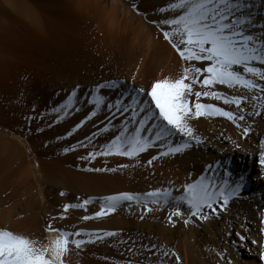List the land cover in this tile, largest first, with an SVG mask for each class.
<instances>
[{"label":"bare ground","instance_id":"bare-ground-1","mask_svg":"<svg viewBox=\"0 0 264 264\" xmlns=\"http://www.w3.org/2000/svg\"><path fill=\"white\" fill-rule=\"evenodd\" d=\"M12 2L16 13L8 19L11 26H15V31L18 27L23 29H21V34L26 44L30 43L29 45L36 48L39 54H44L49 58L53 57L50 54L53 52L54 55L62 57L63 63L66 62L64 68L59 74L57 73L58 82L54 86H57L58 92L66 90L59 94L60 103L58 104L57 101L56 107H53L54 101L50 100L51 96L45 95V100L48 98L46 105L51 107L52 104L51 109L59 108L61 111H54L52 117L47 115L50 118L46 117L45 122L40 126L42 130L48 127L49 129L47 131L45 129L41 135H38V143L46 156V162L43 165L47 175L46 182L51 186L68 188L73 193L77 191L88 197L104 198L127 192L138 195L142 201H145L139 205L134 201L127 202L124 203L123 209L122 207L117 209L122 214L125 211L124 208L128 211L130 209L129 213L132 215L123 219L125 215L121 217V214L116 213L119 216L109 218L104 224V229L107 230L106 232H115L117 235L108 237L104 235L105 232L103 244H92L91 246L85 243L80 248H76L71 243L72 240L77 239L76 236L70 237L68 250L62 255L63 264H154L157 257L165 261V264H169L175 260L171 253H175L180 258L175 264H181V262L182 264H214L213 258L217 264H229V262L230 264H264V260L260 259V254L264 252V244L255 240V226L252 222L249 221L250 227H247L244 221L241 222L242 218L237 215L239 219L233 222L235 223L232 225L233 229L242 235L247 234L250 240L256 241V244L253 245L249 241L240 244L236 237L225 250L235 249L245 258L242 262L236 258L232 259L230 255L225 259L221 253L214 251V248L211 249L212 246L209 247L210 245L204 244L199 239L197 233L199 227L195 229L191 221L190 225L184 223L186 215L172 216L174 208L171 204H152L150 198L146 196L148 192L169 188L175 196L185 194V186L188 181H191L189 171L200 172L210 165L213 167L217 160L225 159L228 154L235 155L234 169L237 173L240 175L254 173L256 184L253 190L256 192L264 181L262 178L264 165L260 163L261 145L264 143V99H259L264 97V92L259 89L250 92L239 86L235 89H228L224 85H215L208 89L221 92L224 97H245L238 108L235 104L225 105L223 98L216 100L212 97L201 96L197 101L194 93L205 89L201 87V83L193 84V95L189 97L190 108L193 111L196 102L210 103L225 111H233L237 115L243 114L246 119L242 122L238 121L241 127H237L223 116L193 117L189 121L190 126L194 129V135L203 141L202 143L196 144L192 141L189 149L174 156L161 157L154 160L152 164H148L147 161L152 156H159L161 151H166L165 148L153 147L141 153L139 157L133 158L118 155L103 156L99 164L103 165V169H108L103 171V177L90 176L89 182L87 180L85 183L86 186H80V183L76 185L75 182L78 181L74 182L71 177L69 178V173L72 172H69L68 161L70 160L67 156V158L62 156L63 154H57L60 147L56 145L69 128H76L77 123L85 121L90 112L96 110L91 103L94 96H105L106 103H112L121 97L127 100L130 96H136L135 89L143 88L146 94L157 81L164 79L175 81L181 78L184 68L189 64L201 67L202 64L206 66L207 62H185L171 43L164 39L161 27L156 22L165 16L173 18L176 15L159 11L161 7L167 6L169 0H13ZM245 2L252 5L250 9H245V14L251 19V24L247 28L248 33L256 37H264V0H245ZM163 30H170L169 26H163ZM72 55L75 60L73 63L71 62ZM255 66L264 67L258 63H255ZM203 78L201 75L200 81ZM110 82H115L116 87L98 89V85ZM185 82L191 83V79ZM258 83L264 84V81L258 80ZM73 91L76 92L75 97L72 96ZM249 96L253 98L248 99ZM70 99L73 103L64 109L63 106ZM140 99H150V97L144 95ZM76 108L80 111L77 112ZM65 111L68 115L61 119ZM114 111V109L110 110L101 105V110L97 111V115L84 124L85 133L88 130H101L107 126L109 131L103 132V145L119 135L128 114L122 117L117 113L116 117L112 118ZM153 122L155 121H150L149 125ZM244 126L251 129L247 136L242 131ZM131 127L129 126L130 131ZM152 131L154 132L155 129ZM148 134V132L144 133L146 136ZM171 139L175 146L188 138L175 136ZM198 145L211 148L217 154H211L209 157L201 155ZM8 148V143L0 135V229L23 234L35 241L37 247L48 245L51 239L60 233L54 228L47 230L46 235L43 236L39 229L42 215L37 216L36 214L28 219H23L21 216L18 210L21 204L16 205L15 199L22 195L25 179L31 177V172L27 169L24 174H21L23 171L19 172L16 157L11 151L10 154L8 153ZM251 154L254 156L248 160L246 155ZM121 165H128V167H121ZM98 180L101 186H95L98 183L94 182ZM79 187L82 189H77ZM53 205L56 208L59 207L61 211L65 210L64 202L59 196L53 197ZM186 206L187 204L182 202L180 210L182 211ZM98 207L99 205L94 209L90 205L85 208V212L69 210V213L74 219L85 216L93 217L99 211ZM148 208H152L153 211L149 212ZM205 211L207 212L206 209ZM206 212L205 214L208 215L209 213ZM47 213L43 212V219L48 218ZM170 216L172 220L169 219ZM195 220L193 223L197 224ZM203 222L205 225L204 220ZM93 223L95 222H91L90 225L94 226ZM70 229L71 227L68 230L65 228L63 231L70 232ZM80 249L83 251L80 252ZM164 251L169 252L170 255L162 256L161 253ZM81 253H84L85 257L80 256ZM90 258L95 261L93 259L94 262L91 261Z\"/></svg>","mask_w":264,"mask_h":264},{"label":"snow or ice","instance_id":"snow-or-ice-1","mask_svg":"<svg viewBox=\"0 0 264 264\" xmlns=\"http://www.w3.org/2000/svg\"><path fill=\"white\" fill-rule=\"evenodd\" d=\"M251 7V3H246L245 0H175V2L169 0L166 7H161L159 9L161 13L176 14L173 18L165 16L156 22L161 27L164 39L171 43V46L185 62H207L206 66L202 64L201 67H197L189 64L184 68L181 78L175 81L169 79L157 81L146 94L143 88L135 89L136 96H130L127 100L121 97L112 103H106L105 96H94L91 103L96 110L91 111L87 119L77 125V128L82 127L87 120L95 117L97 111L101 110V105L110 110H115L112 118H115L117 113L122 117L125 114L128 115L119 135L105 143L100 150L90 151L88 157L85 158L95 159L98 155H118L133 158L139 157L141 153L147 152L153 147L165 148L166 151H161L159 156H152L147 161L148 164H152L154 160L161 157L182 153L192 146V141H195L196 144L203 142L194 135V129L190 126L189 121L193 117L223 116L237 127H241L238 121L242 122L246 119L243 114L237 115L233 111H225L213 104L200 102L194 104L193 111L190 108L189 97L193 95V84L201 83V87L205 90L194 93L197 101L201 96L212 97L216 100L223 98L225 105L235 104L239 108L242 99L245 97H224L221 92L208 89L215 85H224L228 89H235L239 86L250 92L256 89L264 92V84L258 83V80L264 81V67L255 66V63L264 66V37H256L247 31L251 19L245 14V9ZM165 25L169 26L170 30H163ZM201 75L204 77L202 81H200ZM249 76L251 78H248ZM189 79H191V83H186L185 81ZM115 87V82L98 85V89ZM144 95L150 99L141 100L140 97ZM72 96H76L75 91H73ZM247 98L252 99L253 97ZM259 99H264V97ZM72 103L73 101L70 99L63 108L67 109ZM75 110L80 111L79 108ZM53 111L60 112L61 109L57 108ZM66 115H68L67 111L63 113L61 119ZM150 121L155 122L149 125ZM129 126H132L131 131ZM153 129H155L154 132ZM101 131L108 132L109 128L105 126ZM242 131L247 136L251 129L244 126ZM145 132L149 134L146 136L144 135ZM68 135L71 136L72 132H69ZM175 136L188 139L174 146L171 138ZM157 142L162 143L158 144ZM82 146L86 147L83 144ZM69 150L74 149H65V151ZM260 163L264 165V143L261 145ZM121 167H128V165H121ZM94 170L107 171L108 169ZM111 170L115 171L116 169ZM240 188L241 185L239 184L234 188L231 187L227 180L223 182V186H219L214 180L200 176L197 181L186 184L183 195L175 196L169 188L148 192L146 196L150 198L152 204H171L174 208L171 213L172 216H184V212L180 210L183 202L187 204V211L190 216L208 219L205 209L220 215L221 213L217 211L216 206L226 207L230 198L238 195ZM132 201L138 205L145 203L138 195L127 192L104 197L101 210L95 213V217L114 213L125 202ZM89 202L90 200H84L83 205H87ZM81 206L79 204L66 205L65 211L69 207ZM148 211L152 212L153 209L148 208ZM91 218L93 217H83L85 220ZM189 222V219H184L185 224ZM261 223L264 224V217L261 218ZM49 229L51 230V225H49ZM55 231L60 234L51 239L48 245L37 247L35 241L23 234L0 229V264H63L62 255L68 250L69 238L73 235L80 236L81 233H70L60 229ZM261 231H264V228ZM104 235L113 237L117 233L109 231ZM235 235L240 244H244L246 241L253 245L256 244V241L250 240L247 234L242 235L237 232ZM95 239L100 240L103 237L97 235ZM90 242L94 241L83 239L71 241L76 248ZM161 255L167 257L170 253L164 251ZM171 255L175 257V260L169 264H175L176 261H179L178 255L175 253H171ZM260 259L264 260V252L260 254ZM154 264H165V261L157 257Z\"/></svg>","mask_w":264,"mask_h":264},{"label":"rangeland","instance_id":"rangeland-1","mask_svg":"<svg viewBox=\"0 0 264 264\" xmlns=\"http://www.w3.org/2000/svg\"><path fill=\"white\" fill-rule=\"evenodd\" d=\"M12 1L13 0H0V135L9 145L8 153L10 154L11 151V153H13L16 157L15 159L19 172L23 171V173L21 172V174H24L26 169L27 171L29 170V172H31V177L26 178L25 176L27 180L25 179L26 183L23 188L22 195L20 196V198L15 199V204H21L19 206L20 209L18 210L19 212H21V216L23 217V219L31 218L36 214H38L37 216L42 215L40 216L41 222L39 225V229L41 230L43 236L46 235L47 230H50L48 225H51V229L55 228L54 230H63L65 228L68 230L71 227L72 230L70 229V232L81 233L80 236H76L77 239L94 241L86 243L85 245L91 244L92 246V244H103V239L97 240L95 239V237L97 235L103 237V234L107 231L106 229H104L105 222H107L109 218L111 219L112 217L119 216L120 214L122 215L121 217L125 215L123 218L125 219L126 216L130 217L132 213H129L130 209L128 211V209L124 208L125 213L123 212V214L118 210L115 213H110L103 217H95L94 215L93 218L90 219L91 221L89 219L85 220L83 218L74 219L72 218V216H70V211L85 212V208L90 205H92L94 209L99 205L98 208H100V211L101 205L103 204V197L98 198L96 196H83V194H81L80 192L74 191L73 193L71 190H68V188L54 185L51 186V184L46 182L47 175L43 166L46 162V156L44 155L43 149L40 148V145L38 143V135H41L46 129L45 128L42 130L40 125H42L41 123L45 122V118L47 117V115H51L50 117H52L54 114L53 108L51 109L52 104L51 107H48L46 105L48 103V98L45 100L46 96L48 94L51 96L50 100L54 101L53 107H56L55 104H57V101L58 104L60 103V101L58 100L59 94L66 91L64 89L63 91L58 92L56 88L57 86L54 87L55 85H57L56 82H58L56 80L57 75L64 68L66 62L63 63L62 57L60 58L59 56L54 55L53 52L50 53L51 55H53V57L48 58L44 54H39V51L36 48H33V46L29 45L30 43L27 42L28 45L26 44V41L21 34L22 28L17 26L19 29L16 28L15 31V26L12 27L8 19L16 13L14 12L15 7ZM3 17L5 20L3 19ZM18 32H20V34H18ZM71 60L72 63L75 61L73 55L71 56ZM67 62L70 63L69 60ZM50 117L47 118L49 119ZM79 124L77 123L76 125ZM84 124L79 128H77L76 126V128H69L67 130L68 132L66 131L64 136H62L61 140L59 141L60 145L58 143V145H56L58 146V148L60 147L57 154H63L62 156H67L69 158L68 160H70L68 161L70 167L69 172L74 171V173L70 172L72 174L70 175L69 173V178L71 177L74 182L77 180L78 182H75V184L78 185L80 183V186H86L85 183L87 180L89 182L90 176L103 177V171L94 170L103 169V165L99 164L100 159L103 158V156L98 155L96 156L97 158L95 157V159L85 158L88 157L90 151H98L103 147V132L101 130H88L85 133ZM48 129L49 127L46 129V131ZM69 132H72L71 136L68 135ZM87 132H89V134ZM89 138H91V140H89ZM82 144L86 145V147L82 146ZM197 147L199 149L198 151L201 152V155H204L206 157H209V155L211 154H217L215 151H212L211 148L204 147V145H198ZM65 149L74 150L65 151ZM253 156L254 154L246 155V158H248L249 160L253 158ZM234 159L235 155L228 154L225 159L217 160L215 166L213 167H208L207 169L201 170L200 172L195 170L189 171V175L191 174V177H189V179L191 181H188V183H193L197 181L200 176H204L207 179L214 180L215 183L219 186H223V182L225 180H227L230 186L233 188L237 184L241 185L238 195L231 197L229 200V204L226 207L221 208L219 207V205L216 206L217 211H219L222 215L220 214L219 216L215 213L213 215V212L211 210L206 209L207 212H205L209 214L207 215L208 219H203L205 221L204 225L203 220H201L200 218L192 216V218L190 217V213L187 211L188 206L182 209V212H184V216L186 215L185 217H187L185 219H189L195 229L199 227L197 228L198 237L201 241H203L204 244L208 246L210 245L209 247L212 246L211 249L214 248V251L221 253L223 258L225 259L230 255L232 259L236 258L237 260L242 262L245 258L242 256V253H240L239 251H235V249H233L232 251L225 249H228V246L231 245L232 240L236 238L235 233H237V231L233 229L232 225L235 224L233 222H236L239 218L243 219L240 220L241 222L244 221L243 223L247 227H250L249 221L253 223V225L255 226L254 237L256 238L254 239L259 242L261 241L260 243L264 244V232L261 231V229L264 228V224L261 223V218L264 217V181L261 184V187H259L258 190L254 192L253 186L256 184L254 173H243L242 175L237 173L234 169ZM192 175H195L196 177H192ZM262 178L264 179V175L262 176ZM94 183H98L95 186H101L99 180L95 181ZM77 189L82 188L79 187ZM93 191H95V189H93ZM61 193H63V195H61ZM54 196H59L63 200L65 206L77 204L82 206L69 207L67 211H61L59 210V207L56 208L53 205ZM84 200H90V202L87 205H83ZM126 203L127 202H125V204ZM123 207L124 206H122V209ZM8 208H10L9 205ZM228 208H230V210ZM226 211L230 215L226 214ZM43 212H48V218L43 219ZM126 212L129 214H127ZM116 213H118L119 215H117ZM237 215H239V218ZM217 216H219V218H217ZM194 220L195 223L197 222V224L193 223ZM198 220H200V222ZM208 220H210V222ZM256 221H258L259 223ZM91 222H95L93 223L94 226L90 225ZM80 250V252L83 251L82 249ZM83 254L84 253H81L80 256L82 255L85 257V254ZM90 259L91 261L94 260L93 258ZM100 261L103 262V260ZM212 261L214 264H217L214 258L212 259Z\"/></svg>","mask_w":264,"mask_h":264}]
</instances>
